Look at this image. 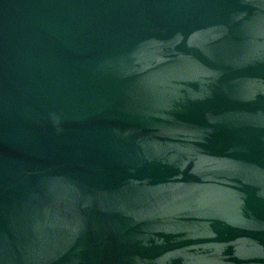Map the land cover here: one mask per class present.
Masks as SVG:
<instances>
[{"label": "water", "instance_id": "1", "mask_svg": "<svg viewBox=\"0 0 264 264\" xmlns=\"http://www.w3.org/2000/svg\"><path fill=\"white\" fill-rule=\"evenodd\" d=\"M0 264H264V0H0Z\"/></svg>", "mask_w": 264, "mask_h": 264}]
</instances>
